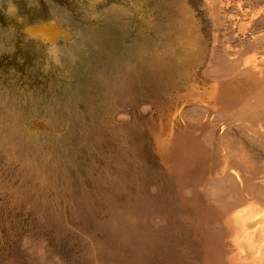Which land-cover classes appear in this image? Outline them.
<instances>
[{
    "label": "rangeland",
    "instance_id": "374dc122",
    "mask_svg": "<svg viewBox=\"0 0 264 264\" xmlns=\"http://www.w3.org/2000/svg\"><path fill=\"white\" fill-rule=\"evenodd\" d=\"M206 23L199 0H0V264H183L156 151L207 88L182 65Z\"/></svg>",
    "mask_w": 264,
    "mask_h": 264
},
{
    "label": "bare ground",
    "instance_id": "6f19581e",
    "mask_svg": "<svg viewBox=\"0 0 264 264\" xmlns=\"http://www.w3.org/2000/svg\"><path fill=\"white\" fill-rule=\"evenodd\" d=\"M199 7L208 46L201 56L203 27L190 28L196 54L182 65L198 64L207 88L184 90L187 103L167 125L171 135L176 125L188 134L156 151L178 202L153 221L188 231L175 252L183 264H264V0H199Z\"/></svg>",
    "mask_w": 264,
    "mask_h": 264
}]
</instances>
